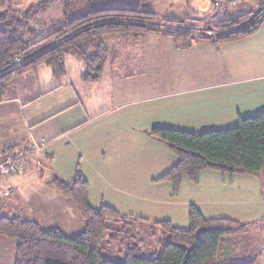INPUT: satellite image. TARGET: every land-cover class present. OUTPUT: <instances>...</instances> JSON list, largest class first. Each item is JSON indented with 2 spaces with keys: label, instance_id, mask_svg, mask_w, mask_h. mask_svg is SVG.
Returning <instances> with one entry per match:
<instances>
[{
  "label": "crops",
  "instance_id": "0c3cea01",
  "mask_svg": "<svg viewBox=\"0 0 264 264\" xmlns=\"http://www.w3.org/2000/svg\"><path fill=\"white\" fill-rule=\"evenodd\" d=\"M14 1L15 8L10 9L18 12L27 0ZM49 1L43 12L52 1L59 0ZM0 2L2 5L3 0ZM68 16L74 18L73 12ZM63 18L64 12L58 20L47 17L42 21L51 26ZM37 33L42 36L45 30L38 29ZM148 35L141 42H115L111 62L99 82H83V68L72 58L67 59L66 74L61 78L55 79L44 65L15 77L0 102V161L25 154L22 171L32 165L39 167L44 161L54 179L65 182L80 173L93 208L100 204L115 207L114 202L127 203L126 199L133 216L152 222L168 220L175 227L179 221L188 226L191 207L206 219L224 217L236 205L232 195L242 189L241 183L235 186L236 180H247V175L212 169L202 171L196 183L185 177L177 187L160 181L158 178L177 164L178 157L149 133L155 127L197 134L222 130L245 116L264 112V28L239 40L218 45L198 42L184 48L167 36ZM125 55V60L118 59L123 73L117 75L114 56ZM18 125L23 129V149H16L21 141L15 132ZM3 130L8 133L6 137ZM11 145L14 147L7 150ZM68 153L66 171L53 167L59 156ZM18 174L4 181L3 187L14 189V195L4 198L0 194L2 212H19L26 217L31 210L28 202L36 206L34 212L48 211L51 202V214L65 216L70 223L67 232L85 225L75 204L59 193L48 192L43 197V190H39L23 195L21 186L12 185ZM108 196L113 203L106 202L104 197ZM59 227L54 228L63 231ZM254 227L228 238L226 253L232 260L254 257L256 250L252 252L248 245L243 247L249 250L237 257L233 254L234 244L239 240L247 243ZM259 242L263 247L264 236Z\"/></svg>",
  "mask_w": 264,
  "mask_h": 264
},
{
  "label": "trees",
  "instance_id": "16d2710c",
  "mask_svg": "<svg viewBox=\"0 0 264 264\" xmlns=\"http://www.w3.org/2000/svg\"><path fill=\"white\" fill-rule=\"evenodd\" d=\"M63 1L64 18L53 23L42 36L37 33L38 25L28 28L27 24L31 14L43 9L49 0L30 7L19 20L10 17V8L0 14V102L5 99L15 77L39 66L48 67L55 79L65 76L67 58L82 66L83 82L101 81L114 54L115 42H141L148 34H154L172 38L181 48L207 41L218 45L251 36L264 24V15L251 17L245 13L218 21L213 27L206 26L200 32L181 27L166 30L150 25L153 19L150 11L96 10L91 0H86L87 5L80 15L70 18L72 2ZM138 1L140 5H146L152 0ZM16 58L22 62L13 68ZM149 134L165 142L171 153L178 157L177 164L158 178L175 187L183 177L198 182L199 175L205 170L254 176L264 170V112L245 116L233 127L222 130L197 134L155 127ZM13 147L11 145L7 150ZM51 183L60 195L75 204L85 226L79 234L69 237L57 228L45 229L31 219L0 215V237H6L16 245L13 264H264L258 256L232 260L226 253L228 240L224 238L246 234L257 223L242 224L229 218L206 219L191 207L188 227L178 228L168 220L152 222L147 218L119 216L112 206L91 207L87 183L80 173L71 182L55 178ZM13 195L14 189L12 195L4 198ZM2 209L3 205L0 211ZM109 220L131 228L157 227L161 237L157 238L155 247L159 249L151 256L143 257L136 253L138 248L133 245L126 249L121 262L104 259L100 246L104 232L110 230ZM167 239L168 242H164Z\"/></svg>",
  "mask_w": 264,
  "mask_h": 264
},
{
  "label": "rangeland",
  "instance_id": "374dc122",
  "mask_svg": "<svg viewBox=\"0 0 264 264\" xmlns=\"http://www.w3.org/2000/svg\"><path fill=\"white\" fill-rule=\"evenodd\" d=\"M1 1V0H0ZM72 2V9L74 18L80 15L87 5L86 0H70ZM92 7H95L96 10L100 9H130L135 10L139 9L142 11H150L153 13V19L150 23L151 26L155 28H163L166 30L175 29L176 27H181L182 29H194L196 32L203 31L206 26H215L218 21L233 18L236 16H240L241 14L249 13L251 17L257 16L260 14L263 0H152L146 5H140L138 0H91ZM41 0H27L23 4L18 7L17 13L15 10H11L10 17L19 20L20 15H25V12L29 11L30 7L37 6ZM217 3V5L215 4ZM4 6V7H2ZM15 6V1L3 0L2 5L0 2V14L6 11L8 8H12ZM64 1H52V4L45 12L41 10L40 13H35L33 16L31 14L30 22L27 24V27L32 28V24L38 25L40 30H45L48 33L49 31V23L42 21V19L50 18L53 20H58L61 18L62 13L64 12ZM15 8V7H14ZM12 8V9H14ZM37 12V11H36ZM41 19V20H40ZM52 20V21H53ZM173 20L179 21V23H174ZM22 24H25L24 22ZM33 25V26H35ZM264 28V24L262 25ZM261 27V28H262ZM260 30V29H259ZM206 33V32H204ZM151 36V35H148ZM147 36V37H148ZM127 58V55L123 57L114 56L113 65L115 67V72L117 75L123 73V70L118 68V59L122 61ZM68 59V58H67ZM76 61V60H75ZM67 62V60H66ZM261 112V111H260ZM263 112V111H262ZM259 113V112H258ZM19 119V118H18ZM18 139L21 141L18 142L16 149H23L24 141H22L23 137V129L18 125L16 131ZM13 132V133H15ZM2 136L6 137L8 135L5 130L2 132ZM12 144V143H11ZM10 146V145H7ZM64 155V154H62ZM70 154H66L62 157H58L53 167H57L66 171L67 168V160L64 161L66 156ZM55 167V168H56ZM16 174L13 173V175ZM12 177V176H10ZM243 177V176H242ZM244 177H248L247 180L238 181L236 180V185L238 183L242 184L241 192L232 195V201H236V205L231 206V209L227 212L228 214L221 217V219L229 218L237 223L249 224L246 222L257 221L258 224L255 225V229L252 230L250 237L247 240V243L241 240L238 244H234L233 246V254L236 256L239 253H244L249 250V247H252L253 250H256L254 256H258L261 263L264 261V245L260 246L259 238L260 236H264V170L259 173V175H247ZM54 179V176L50 173V167L48 163L44 161L41 162L39 167L32 165L30 170L27 171H19V174L15 176L12 185L22 187V193L24 191L25 196L33 195L34 192L39 190H43L41 196L45 197L48 192L58 193L51 181ZM19 185V186H17ZM236 189V188H234ZM40 192V191H39ZM106 202L112 200V196L104 197ZM127 203H116L114 205L119 216H133L134 210L131 209L130 205H128V201L125 199ZM51 202L48 203V211H36V206L32 207V203L28 202V206L30 212L28 215L23 216L21 213H11L6 211H0V215H6L8 217H19L20 219L26 220L27 218L34 219L39 221L43 227L54 228L59 227L61 230L65 231L69 236L74 237L83 230V226L79 230L74 228L73 232H67V226L70 224L66 222L65 216L54 217L50 212ZM101 205V204H100ZM98 205L97 207H100ZM108 205V204H107ZM106 205V206H107ZM110 206V205H109ZM227 206H221L222 209H226ZM138 215H140L138 213ZM134 217H138L135 215ZM143 217V216H142ZM220 219V218H214ZM213 219V220H214ZM240 221H237V220ZM256 219V220H255ZM111 222V223H109ZM245 222V223H243ZM77 223L76 219L73 218L72 224ZM110 230L104 232L103 238L101 240L100 253L102 254L104 259L113 260L117 262H121L124 258L125 251L127 248H132L133 245L138 248L136 251L137 254L145 257L151 256L156 249V245L158 243V239L161 237L159 229L156 227L151 228L146 225V228L143 229L141 227H127L123 225L122 222L116 223L113 220H109ZM116 223V224H114ZM182 222L175 223L176 227H181ZM251 223V222H250ZM76 226V224H74ZM257 226V227H256ZM108 227V226H107ZM186 228L188 226H182ZM131 232L130 234H128ZM241 235V234H240ZM129 236H132L129 238ZM259 238H258V237ZM233 237L229 236L224 238L226 241L228 238ZM255 238L253 240L252 238ZM158 238V239H157ZM245 240V241H246ZM164 242H168V239ZM245 243V244H244ZM248 245L249 247L244 251V247ZM16 245L13 241L7 239L6 237H0V264H13L14 261V252ZM237 257V256H236Z\"/></svg>",
  "mask_w": 264,
  "mask_h": 264
},
{
  "label": "built area",
  "instance_id": "2783aa9c",
  "mask_svg": "<svg viewBox=\"0 0 264 264\" xmlns=\"http://www.w3.org/2000/svg\"><path fill=\"white\" fill-rule=\"evenodd\" d=\"M215 4L217 5L216 2ZM259 15L260 16L264 15V7ZM21 62L22 59L16 58L12 64V67L13 68L18 67ZM26 160H27V155L20 154L5 161H0V190L3 189L2 192L0 193L1 196L8 197L12 195L13 189L11 187H5V186L3 187L4 181L8 177L13 176V173L15 172L17 173L18 171H20L24 167Z\"/></svg>",
  "mask_w": 264,
  "mask_h": 264
}]
</instances>
